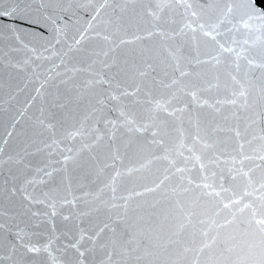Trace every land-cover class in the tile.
<instances>
[{
  "label": "snow or ice",
  "instance_id": "6c2138e0",
  "mask_svg": "<svg viewBox=\"0 0 264 264\" xmlns=\"http://www.w3.org/2000/svg\"><path fill=\"white\" fill-rule=\"evenodd\" d=\"M0 63V264H264V0H0Z\"/></svg>",
  "mask_w": 264,
  "mask_h": 264
},
{
  "label": "water",
  "instance_id": "95a60500",
  "mask_svg": "<svg viewBox=\"0 0 264 264\" xmlns=\"http://www.w3.org/2000/svg\"><path fill=\"white\" fill-rule=\"evenodd\" d=\"M89 43H95L90 41ZM132 47H137V45H126L122 46L120 54H123L125 51ZM42 79V78H41ZM26 85V86H25ZM19 88H23V91H18ZM39 87V83L35 81H27L24 73H12L9 74V70L6 68L5 64L0 63V95H3L4 99H7V92L9 90L17 91V101L14 102V107L8 111H0V141L5 138L9 139V145L14 146L18 142L17 134L20 133L23 129L28 128L35 117L39 115L37 109L39 107V98L33 102L32 106L24 112V115L17 116L19 124H17L15 130L12 129V116L15 115V109L19 108L24 109L25 103L35 95V89ZM4 108L7 109L8 105H4ZM13 131V137H7V133Z\"/></svg>",
  "mask_w": 264,
  "mask_h": 264
}]
</instances>
